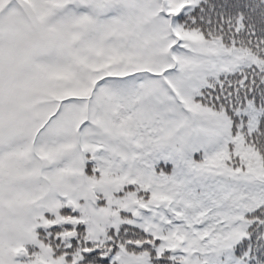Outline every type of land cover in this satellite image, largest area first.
<instances>
[{
	"label": "snow or ice",
	"instance_id": "snow-or-ice-1",
	"mask_svg": "<svg viewBox=\"0 0 264 264\" xmlns=\"http://www.w3.org/2000/svg\"><path fill=\"white\" fill-rule=\"evenodd\" d=\"M0 264H264V0H0Z\"/></svg>",
	"mask_w": 264,
	"mask_h": 264
}]
</instances>
